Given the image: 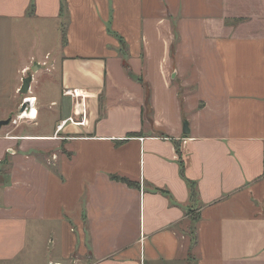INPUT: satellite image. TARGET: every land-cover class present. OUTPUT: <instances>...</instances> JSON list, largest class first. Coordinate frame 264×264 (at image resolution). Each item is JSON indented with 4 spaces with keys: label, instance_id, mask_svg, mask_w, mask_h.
Segmentation results:
<instances>
[{
    "label": "crops",
    "instance_id": "1",
    "mask_svg": "<svg viewBox=\"0 0 264 264\" xmlns=\"http://www.w3.org/2000/svg\"><path fill=\"white\" fill-rule=\"evenodd\" d=\"M48 66L53 132L0 134V264L44 234L48 264H264V0H0V104L31 75L29 128ZM66 90L87 116L58 132Z\"/></svg>",
    "mask_w": 264,
    "mask_h": 264
},
{
    "label": "rangeland",
    "instance_id": "2",
    "mask_svg": "<svg viewBox=\"0 0 264 264\" xmlns=\"http://www.w3.org/2000/svg\"><path fill=\"white\" fill-rule=\"evenodd\" d=\"M33 35L29 37V41L32 42ZM19 35L16 34V38L14 41V66L17 68V65L19 66L21 58L23 59L24 53H29V46L27 39L22 42L23 48L19 45ZM21 53H23L21 55ZM20 58V60L18 59ZM47 69H50V66L44 67L40 79H39V85L37 87V90L34 91L35 95L41 97V105H42V113L40 119L37 121V126L34 128H29L30 121H18L17 123L20 125L22 129H19V132H25V133H52L54 130V127L56 123L58 122L57 119L60 118L61 115V95H60V86H59V80H58V74H56L54 71L49 73ZM32 73L31 71L29 72ZM36 73V72H34ZM30 93L27 96L19 97L16 100L12 101H5L2 104H0V121L1 120H7L9 115H2L5 111L8 112L9 109H11L12 105H15L17 108H21V105L23 103V99L25 97H28ZM30 97V96H29ZM31 98V97H30ZM52 102H57V106L51 105ZM21 104V105H20ZM20 111H16L15 114L12 115L13 120L12 123L9 126H4L0 131V134L6 133L9 129L14 128L17 125L13 124V121L17 118ZM38 117V116H37ZM13 124V125H12ZM9 127V128H8ZM52 153V152H51ZM48 155V154H47ZM51 158V156H48ZM47 157V158H48ZM7 162V161H5ZM5 168H7L5 166ZM54 240V243L52 242ZM55 236H51L50 234H44V236L41 237V250L37 252V259L36 264H48L49 261H55L58 257L57 255V245ZM28 258L31 257V252L29 251L27 253Z\"/></svg>",
    "mask_w": 264,
    "mask_h": 264
},
{
    "label": "built area",
    "instance_id": "3",
    "mask_svg": "<svg viewBox=\"0 0 264 264\" xmlns=\"http://www.w3.org/2000/svg\"><path fill=\"white\" fill-rule=\"evenodd\" d=\"M65 96H68L72 99H74L76 101V118L74 117H70L64 121H62L60 123V125L57 127V131L60 132L67 124H72V125H76V126H83L85 125V119L87 116V105H86V100L87 97L84 94V92L82 91H78V90H66L64 92ZM30 99H32V102H28ZM23 103H28L29 105L27 106L26 110L23 113L19 112V115L17 116V118L13 121L14 125H17L18 121H25V120H29L28 118L24 117V113L28 111V109L31 108H35V105L37 103L36 100H34V98H30L25 97L23 99ZM22 103V104H23ZM30 106V107H29ZM77 117L80 118V120H77Z\"/></svg>",
    "mask_w": 264,
    "mask_h": 264
},
{
    "label": "water",
    "instance_id": "4",
    "mask_svg": "<svg viewBox=\"0 0 264 264\" xmlns=\"http://www.w3.org/2000/svg\"><path fill=\"white\" fill-rule=\"evenodd\" d=\"M38 70H39V66L38 65H35L32 68V71L33 72H37ZM31 83H32V76L31 75H28L26 78H24L22 80V86H21V88L19 90V94L22 95V96H27L30 93ZM27 106H28V103H23L21 105L20 110H19L20 113H23L26 110ZM12 120H13V117L10 116L7 120L0 121V130L4 126H9L12 123ZM183 133H184L185 136H188L189 133H190V130H189V127H188V123L187 122H185V124H184Z\"/></svg>",
    "mask_w": 264,
    "mask_h": 264
},
{
    "label": "trees",
    "instance_id": "5",
    "mask_svg": "<svg viewBox=\"0 0 264 264\" xmlns=\"http://www.w3.org/2000/svg\"><path fill=\"white\" fill-rule=\"evenodd\" d=\"M124 53V51H122ZM150 94L149 93H146V108L144 109V112L146 110V114H148V111H151V107H150ZM113 180L115 181H118V182H122V183H125L127 184L128 186H131V187H136V185L134 183H132L131 181L125 179V178H121V177H112ZM192 196H193V199L194 201L196 200L195 197H196V194L194 192V188L192 186ZM193 222H195L194 220H192Z\"/></svg>",
    "mask_w": 264,
    "mask_h": 264
},
{
    "label": "bare ground",
    "instance_id": "6",
    "mask_svg": "<svg viewBox=\"0 0 264 264\" xmlns=\"http://www.w3.org/2000/svg\"><path fill=\"white\" fill-rule=\"evenodd\" d=\"M34 100L37 101L36 98ZM29 103L32 102V99L28 101ZM29 105V104H28ZM30 107V106H29ZM38 116V111L36 108H29L27 112L24 113V117L28 118L29 120H36Z\"/></svg>",
    "mask_w": 264,
    "mask_h": 264
}]
</instances>
